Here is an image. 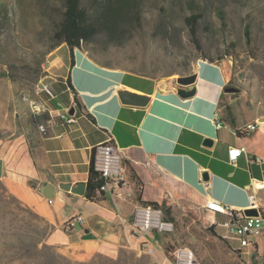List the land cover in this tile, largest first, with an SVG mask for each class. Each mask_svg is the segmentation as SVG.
I'll use <instances>...</instances> for the list:
<instances>
[{"label":"crops","instance_id":"crops-1","mask_svg":"<svg viewBox=\"0 0 264 264\" xmlns=\"http://www.w3.org/2000/svg\"><path fill=\"white\" fill-rule=\"evenodd\" d=\"M49 70L54 82L70 78L77 95L64 90L65 99L56 103L36 139L0 140V180L53 224L49 244L78 261L97 255L115 258L126 246L140 251V244L155 251L166 244L162 234L139 236L132 227L135 207L153 203L180 228L181 244L198 243L193 246L202 260L213 253L217 264H264V231L241 248L223 226L228 218L206 208L216 200L246 211L253 209L250 196L255 195V209L264 213V122L247 130L264 117V108L246 91L226 92L232 81L226 62H199L196 93L188 99L178 96L175 76L154 78L107 68L81 50H75L73 65L56 59ZM120 91L149 101L144 106L123 104ZM73 106L78 123L66 125L59 115ZM207 138L214 140L212 146L204 145ZM108 139L124 154L128 185L90 200L92 154ZM233 148L243 149L235 165L229 162ZM80 183L86 184L83 195L61 188ZM45 185L53 191L51 199L41 193ZM76 216L83 223L65 232V222ZM201 232L208 235L199 243L195 236Z\"/></svg>","mask_w":264,"mask_h":264},{"label":"rangeland","instance_id":"rangeland-1","mask_svg":"<svg viewBox=\"0 0 264 264\" xmlns=\"http://www.w3.org/2000/svg\"><path fill=\"white\" fill-rule=\"evenodd\" d=\"M65 3L0 0V140L36 139L49 124L44 116L51 119L56 103L65 99L67 86L48 77L53 60L71 66L68 46L56 47L55 39ZM191 5L203 12L200 48L185 22L193 13ZM143 7L142 26L118 39L120 45L110 44L101 34L78 49L104 67L154 78L192 74L201 61L226 62L232 73L230 87L246 91L255 105L264 108V0H146ZM160 24L169 30L163 32ZM43 85L52 86L51 94L42 91ZM175 226L174 232L162 234L166 244L155 251L140 244V251L126 246L115 258L97 255L78 261L49 244L53 224L13 196L0 180V264H174L179 247L191 248L202 264H217L213 253L205 260L198 256L193 246L198 243L181 244L185 238ZM207 235L195 237L200 243Z\"/></svg>","mask_w":264,"mask_h":264},{"label":"built area","instance_id":"built-area-1","mask_svg":"<svg viewBox=\"0 0 264 264\" xmlns=\"http://www.w3.org/2000/svg\"><path fill=\"white\" fill-rule=\"evenodd\" d=\"M61 83L67 86L66 80L61 81ZM51 90V85H43V92L46 91L51 94ZM55 95L52 97H55ZM70 111L71 108L68 107L61 112L59 120L66 125L77 124L78 117L76 114L71 115ZM260 123L262 122L257 121L255 124L248 125L247 130H256ZM242 153L243 149L240 148L229 150V162L235 165ZM124 159L122 150L111 139L95 147L92 154V166L102 180L100 192H113L115 189L128 185ZM250 201L251 208H257L255 195L250 196ZM206 208L213 213L222 214L228 218L223 226L227 228L231 238L239 241L241 248L248 247L251 244V239L259 237L264 231L263 212L257 217H247L244 211L236 210L234 207L224 205L216 200L208 202ZM83 221L82 216L70 218L65 222L63 229L67 233H72L76 229V223H83ZM132 227L134 233L139 236L151 233H172L176 228L174 222L165 219L163 209L154 204H138L135 207ZM173 255L174 264H202L197 260L195 252L188 247L177 248Z\"/></svg>","mask_w":264,"mask_h":264},{"label":"trees","instance_id":"trees-1","mask_svg":"<svg viewBox=\"0 0 264 264\" xmlns=\"http://www.w3.org/2000/svg\"><path fill=\"white\" fill-rule=\"evenodd\" d=\"M145 2L146 0H88L85 4V0H66L65 12L59 29L55 33L58 44L56 47L62 44L68 46L73 65L75 50L82 47L83 44L93 42L101 34L107 36L110 44L120 45L122 41L118 39L142 26ZM191 6L193 13L185 18V22L194 44L200 48L198 30L203 12L195 5ZM160 27L163 28V32L169 30L167 24H160ZM249 33V27H247L246 34L249 36ZM66 83L68 88L77 95L70 78L66 80ZM75 102L78 104L77 99ZM49 118V115L44 116L45 120H50ZM101 184L100 175L94 171L91 165L86 192L88 199L97 200L98 195H103V192H100Z\"/></svg>","mask_w":264,"mask_h":264},{"label":"water","instance_id":"water-1","mask_svg":"<svg viewBox=\"0 0 264 264\" xmlns=\"http://www.w3.org/2000/svg\"><path fill=\"white\" fill-rule=\"evenodd\" d=\"M65 5H66V3H65ZM76 50H79V49H76ZM197 78H198V75L196 73H192V74L185 75V76H179L176 79L177 94L180 98L188 99V98H191L195 95V93H196L195 84L197 82ZM238 91H240V89L237 87L226 88L227 93H235ZM118 96H119V98L123 104H128V105H132V106H144L149 101V97L144 96V95H140V94H136V93H131L129 91H120V92H118ZM70 114L71 115L75 114V107L74 106L71 108ZM260 121L261 122L264 121V117H262L260 119ZM213 144H214L213 139L207 138L204 141L205 146H212ZM2 175H3V161L0 159V177H2ZM203 179H204V181L209 180V174L207 172H205L203 174ZM61 188L65 191H71L75 194L83 195L85 192V189H86V184L80 183L74 187L70 186V185H62ZM41 193L48 199H51L54 195L53 191L49 185H45L43 188H41ZM244 214L247 217H257V216L261 215V211L253 208V209H249V210L244 211ZM263 215H264V213H263Z\"/></svg>","mask_w":264,"mask_h":264}]
</instances>
